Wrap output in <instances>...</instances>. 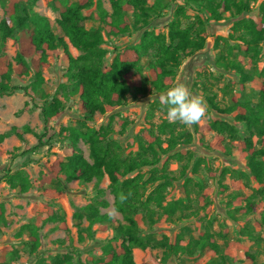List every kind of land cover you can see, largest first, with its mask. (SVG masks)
I'll return each mask as SVG.
<instances>
[{
	"label": "rangeland",
	"instance_id": "obj_1",
	"mask_svg": "<svg viewBox=\"0 0 264 264\" xmlns=\"http://www.w3.org/2000/svg\"><path fill=\"white\" fill-rule=\"evenodd\" d=\"M12 1L0 0V21L9 18L14 28L13 36L5 45L10 59L16 55L20 35L14 20L26 7L20 1L12 7ZM51 1L38 0L31 10L47 18L54 34L63 37L55 25L58 14L52 10ZM67 1L74 4L79 0ZM86 2L90 7L82 13L87 30L103 26L96 10L98 3L109 22L112 12L109 0ZM241 3L248 5V12L239 14L237 7ZM176 4L182 3L180 0H149L148 6L155 7L156 13L152 14L146 29L155 35H166ZM260 4H264V0H229L228 11L222 7L217 11L221 20H215L201 6H187L182 26H191L205 38L203 50L182 59L181 66L167 77L160 90H156L150 81L147 63L154 61V57L153 52H149L141 60V69L135 71L142 93L131 90L121 106L104 114L96 113L91 120L79 113L78 96L65 78L68 62L62 48L43 59L41 84L35 83L32 71L22 77L13 76L12 84L27 89L0 97V264H54L55 259L62 260L65 255L70 258L68 264H100L103 247L116 236L113 228L126 224L124 216L114 208L115 197L108 179L89 183L80 180L66 183L59 179L44 183V178L48 177L53 162L63 157L69 147V129L86 132L108 128L107 141L119 147L122 159H129L138 151V141L147 143L146 135L150 130L160 137L162 148H167L168 135L158 134V126L162 124H174L175 134H190L192 142L168 149L166 155H161V160L170 157L165 171H160L161 163L156 166L157 176L166 174L168 177L161 206L164 208L177 202L179 207L172 214H165L154 204L147 209L139 208L140 235H147L153 242L166 238L171 244L178 239L181 248L206 235L213 248L177 255H169L161 247L133 249L135 263L264 264L261 225L264 184L259 185L251 178L246 160L240 154L238 146L244 139L245 127L235 120V112L220 113L208 103V99H212L224 112L236 103L249 102L259 111V88L264 80V41L252 45L250 33L237 22L259 18ZM127 16L130 30L124 36L106 37L102 31L104 43L101 48L106 51L103 66H109L118 52L135 46L141 36L142 30L134 26V11L131 9ZM29 34L30 31L25 30V35ZM64 40L68 44L67 39ZM68 50L73 57L81 54L70 44ZM240 70L248 78L245 83H241ZM177 83L185 84L206 102V116L199 123L187 126L169 122L166 118L158 97ZM53 98L61 101L63 109L60 117L52 118L46 126L40 107ZM215 119L234 126V137L222 136L223 140L215 145L218 137L215 132H196L195 127L200 128ZM78 146L84 159L92 163L89 144L79 140ZM150 169L139 172L143 180L150 176ZM17 172L25 180L23 187L18 180L9 184L3 179L5 175L13 177ZM150 190L146 191L142 202ZM247 199L251 202V211L244 206ZM102 200L108 207L99 211L113 222L90 224L86 218L87 208L97 206V201ZM244 224H249L254 239L242 234ZM27 226L38 228V246L34 250L28 240ZM247 252L254 256L252 263L246 257Z\"/></svg>",
	"mask_w": 264,
	"mask_h": 264
},
{
	"label": "trees",
	"instance_id": "obj_2",
	"mask_svg": "<svg viewBox=\"0 0 264 264\" xmlns=\"http://www.w3.org/2000/svg\"><path fill=\"white\" fill-rule=\"evenodd\" d=\"M25 3L19 15L15 17V23L20 30L17 52L10 59L5 52L8 39L13 36L14 28L10 25L9 18L0 21V97L9 96L17 91L26 92V87L12 84V77H22L33 72L37 85L43 82L41 65L43 59L59 48H62L65 59L68 62L65 78L78 96V110L86 120H91L96 113L104 114L122 105L126 95L133 90L142 93L140 78L135 73L141 69L140 63L144 56L153 52L154 61H148L147 68L152 86L160 90L167 77L172 76L181 66V60L203 50L205 38L195 32L191 26H182L185 16V8L190 5L201 6L207 9L215 20H221L217 11L222 7L226 11L230 9L229 0H180L182 4H176L173 19L167 26V34L155 35L146 28L150 24L152 14L156 13L155 7L148 6L149 0H109L112 12L109 22L105 20L106 12L98 3L96 10L102 19L103 26L96 30H87L84 22L83 11L90 7L86 0L68 4L67 0H52L51 8L58 14L55 20L56 27L61 31L68 44L81 54L73 57L68 44L63 37L54 34L49 20L31 8L38 0H13V5L18 2ZM135 13L134 26L142 30L137 44L118 52L109 66H103L106 51L101 47L104 43L102 31L106 37L118 38L127 34L130 23L127 12ZM239 14L248 12V5L241 3L237 7ZM259 18L240 19L237 25L251 35V44L258 45L264 41V4L259 6ZM108 17V16H107ZM25 30L30 34L25 35ZM39 56V59H35ZM241 83L248 81L247 76L240 70ZM209 105L220 113L235 112V120L245 127V136L238 146L242 158L246 160V168L251 178L259 185L264 184V80L259 88V111H256L249 102L236 103L233 107L223 112L219 110L212 99H208ZM63 105L57 98L40 107V115L47 126L52 118L61 115ZM197 133L215 132L218 137L216 144L223 140L222 136L234 137L236 129L231 124L215 119L200 128L195 127ZM14 131V129L12 130ZM109 129L101 127L98 131L82 132L78 129H69V147L64 151V156L57 158L50 167L49 175L44 178V183L50 180L63 179L68 183L72 180H80L86 183L92 180L101 181L107 178L109 187L114 194V208L124 216L125 225L113 228L116 236L104 247L100 264H136L133 259V249L146 250L148 248L161 247L169 255H177L179 252L193 254L202 252L206 248H213L206 235H201L198 240L190 241L186 247L181 248L179 242L170 243L166 238L159 242H153L147 235L141 236L139 225L141 224L138 209H147L150 204L162 208L161 202L165 199L164 192L167 187V175L157 176V165L162 164L160 171H165L170 157L161 160V155H166L170 149L178 145H189L192 142L190 134L176 133L174 124H162L158 126V134L168 135L167 148H162V141L151 130L146 135L147 143L138 141V151L129 159H122L119 147L107 141ZM19 136V135H18ZM2 136H0L1 139ZM256 138L254 142L253 139ZM79 140H83L90 146L92 163L84 159L78 146ZM169 149V150H168ZM151 168L150 176L143 180L139 172L142 169ZM227 173V172H224ZM5 181L12 184L18 180L20 186L24 185V178L17 172L15 176L5 175ZM163 181L161 183H158ZM189 180H186L188 182ZM185 184V183H184ZM149 193L144 197L146 191ZM131 193L129 198L121 203L119 193ZM248 211H251L249 199L245 202ZM241 205V204H237ZM108 203L104 200L97 201V206H88L87 220L90 224L112 223L113 220L106 214H101L99 209H105ZM178 203L162 208L165 214L174 213ZM261 225L264 230V213L261 215ZM29 242L32 250L38 246L36 226H27ZM241 232L252 239V231L249 224L241 227ZM120 239V241H119ZM254 239V238H253ZM249 262L254 261V256L246 253ZM70 258L63 256L62 260L55 259L54 264L69 263Z\"/></svg>",
	"mask_w": 264,
	"mask_h": 264
},
{
	"label": "clouds",
	"instance_id": "obj_3",
	"mask_svg": "<svg viewBox=\"0 0 264 264\" xmlns=\"http://www.w3.org/2000/svg\"><path fill=\"white\" fill-rule=\"evenodd\" d=\"M160 104L166 112V118L172 123H182L190 126L199 123L206 116V102L193 94L183 83L168 88L158 97ZM131 193H119V200L124 203Z\"/></svg>",
	"mask_w": 264,
	"mask_h": 264
}]
</instances>
